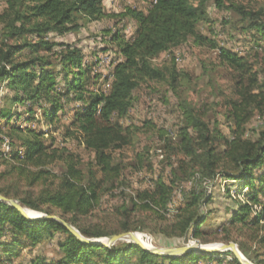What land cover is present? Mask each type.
<instances>
[{
  "label": "trees",
  "instance_id": "16d2710c",
  "mask_svg": "<svg viewBox=\"0 0 264 264\" xmlns=\"http://www.w3.org/2000/svg\"><path fill=\"white\" fill-rule=\"evenodd\" d=\"M211 1L224 8L222 0H154L147 12L128 7L122 13L112 14L105 11L104 0H4L5 7L0 12V85L5 84L13 94L10 99L13 105H36L49 122L63 112L65 106L80 104L67 127L68 134L71 129L81 136V144L94 154L95 166L81 169L72 153L46 143L47 134L11 126L7 135L13 151L10 154L0 151V161L10 165L7 171L0 173V195L18 201L26 210L56 217L45 209L52 207L62 214L59 218L87 239L141 232L142 227L131 222L130 214L136 211L159 214L160 208H166L170 202L172 187L158 182L153 191L138 193L131 200V208L117 209L124 222L114 229L81 227L78 219L94 211L104 183L114 184L120 177L121 170L113 164L112 154L130 144L131 129L125 128L119 120L130 114L134 93L147 82L165 83L173 92L180 84L181 73L175 62L156 67L155 59L189 40L199 47L217 50L222 63L240 71L244 83L239 99L231 103L230 117L234 123L242 128L254 111L264 114V82L258 84L256 75L255 79L249 80L251 85L245 84L247 79L243 75L251 73L245 57L220 47L200 31L201 25L208 21ZM230 9L244 21H249L245 31L255 30L259 34L258 40L264 41V22L260 13L235 4ZM105 19L114 20L115 28L119 27L111 33L110 41L120 58L113 68V82L106 93L90 89L99 76L92 77V68L88 65L93 63L87 62L82 48L51 40L54 35L64 37L79 33L85 27V20L99 22ZM124 21L136 24L131 39H126L120 30ZM31 112L30 108L28 113ZM185 115L181 142L183 153L190 159L189 176L215 179L224 174L229 180L242 181L250 187V200L240 204L232 218L235 223L251 224L262 231L255 237V243L264 246V201L258 198L264 193V130L255 142L242 141L239 135L228 141L219 130H211L193 110L186 109ZM13 116L11 110H0V120L8 121L6 125ZM15 140L19 145H15ZM223 145L228 147L225 152L221 151ZM57 159L64 162L60 176L44 169ZM24 166H33L36 171ZM262 170L257 175V171ZM9 177L26 182L29 191L24 193L20 187L14 190L2 185ZM37 186L42 189L34 192L33 188ZM189 194L180 221L166 231L198 239L206 222V215L201 210L210 199L196 191ZM253 206L261 209L251 216ZM67 215L72 217L67 219ZM56 235L62 236L58 243L61 258L53 261L32 259L29 264H132L133 258V264H189L219 255L192 251L172 257L155 255L135 244L110 247L86 244L58 221L29 220L14 207L0 201V264H12L23 249L36 248ZM241 251L251 263L264 264L258 256L251 257L243 248ZM232 256V264H241L236 256Z\"/></svg>",
  "mask_w": 264,
  "mask_h": 264
},
{
  "label": "rangeland",
  "instance_id": "374dc122",
  "mask_svg": "<svg viewBox=\"0 0 264 264\" xmlns=\"http://www.w3.org/2000/svg\"><path fill=\"white\" fill-rule=\"evenodd\" d=\"M222 1L224 8H219L214 1L209 3L208 21L201 25L200 31L208 39L216 41L220 47L245 57L251 69V73L243 75L247 79L245 84L251 85L249 80L255 79L258 75V84L261 85L264 82V41L258 40L259 34L255 30H244L249 21H244L237 12L230 9V6L235 4L244 7L247 11L260 13L264 22V0ZM153 3L154 0H104V7L106 12L112 14L122 13L128 7L147 12ZM4 7V0H0V12ZM84 23L85 27L79 33L64 37L54 35L51 36V40L57 43L76 44L82 48L88 59L87 62L93 63L88 65L92 68V77L99 76L90 89L106 93L111 87L110 78L113 68L120 59L116 54L115 46L110 41L111 33L119 27L115 28V21L111 19L99 22L85 20ZM120 27L125 38L131 39L135 32V22L124 21ZM103 56H109L111 62L103 63ZM174 62L181 73L176 92L171 91L165 83L147 82L134 93L130 114L119 120L125 128L131 129L130 144L112 154L113 164L121 170L120 177L114 184L104 183L94 211L86 217L79 218V225L104 229L119 227L124 222V218L117 209L131 208V200L136 198L138 193L153 191L156 184L162 182L172 187L170 202L166 208H160L159 214L144 211L130 214L131 222L142 227V231L135 234L148 249L166 250L183 247L220 249L224 245L233 243L241 253L243 248L251 257L258 256L260 260H264V246L255 243V237L261 235L262 231L251 224L235 223L232 218L239 205L247 204L250 200L251 188L242 181L229 180L224 174L217 175L215 179L189 176L190 159L183 153L181 142L186 109L193 110L210 125L211 130H219L228 141L236 135H239L242 141H257L259 133L264 130V114L254 111L242 128H238L234 123V119L230 117L231 103L239 99L244 83L240 71L222 63L218 58L217 50L199 47L193 40H189L180 47L159 56L153 64L156 67H164ZM12 96L5 84L0 85V110H11L14 114L9 120V125H6L8 121L0 120L2 126L0 137L3 139L0 143V151L6 154L13 151L7 134L11 126H18L47 134L46 143L48 145L53 143V147L66 149L72 153L81 169L87 170L95 166L94 154L81 144V136L71 129H69L71 134H68L67 127L71 124L74 112L80 108V104L72 103L65 106L64 111L59 112L58 116L49 122L40 107L13 105L10 102ZM30 108L32 112L28 113ZM191 134L196 136L194 132ZM15 145H19L16 140ZM227 149L226 145L221 147L223 152ZM51 163L44 169L60 176L64 170V162L57 159ZM9 166L0 161V173L7 171ZM24 167L36 171L33 166ZM262 172L263 170L257 171V175ZM2 185L14 190L20 187L24 193L29 191L27 183L19 182L17 177L4 179ZM41 189V186H37L33 191L39 192ZM256 189H260L258 184ZM191 191L202 193V196L210 199V203H205L201 210L206 215V222L201 227L202 235L198 239H194L191 235L176 236L170 230L166 231L171 225L180 221ZM258 198L264 201V193L259 194ZM45 209L56 217H62V214L52 207ZM252 209L251 216H254V213L261 208L253 206ZM30 212L34 214L31 216L45 215V213ZM71 217V215L65 216L67 219ZM60 239L62 236L56 235L53 240H46L36 248L23 249L12 264H29L32 259L38 258L48 261L60 259L61 252L58 246ZM107 239L106 237L96 240L107 242ZM126 243L132 244L129 239H123L114 245L121 246ZM218 253L219 255L212 259L206 257L189 264H232L234 254L231 251ZM131 263H135L134 258Z\"/></svg>",
  "mask_w": 264,
  "mask_h": 264
},
{
  "label": "water",
  "instance_id": "95a60500",
  "mask_svg": "<svg viewBox=\"0 0 264 264\" xmlns=\"http://www.w3.org/2000/svg\"><path fill=\"white\" fill-rule=\"evenodd\" d=\"M0 201L7 203L8 205L14 207L16 210H18L24 217H26L29 220H40V219H54L61 223L68 231H70L73 235H75L78 239H80L82 242L86 244H94V245H104L106 247H110L111 245H114L120 240L123 239H129L132 244L138 245L139 247L143 248L144 250L150 251L151 253L155 255L160 256H172V257H178L185 253L197 251L199 253H218L221 251H231L240 261L241 264H253L250 261H248L243 254L237 249L235 244L230 245H224L220 249H205V248H195V247H183L178 249H166V250H150L146 247V245L138 238V236L135 233H128V234H121V235H115L107 239V242H103L102 240H92L84 238L72 225L68 224L64 220H62L59 217H48L46 215H37V216H30L28 213V210L22 208L20 203L15 200H8L0 195Z\"/></svg>",
  "mask_w": 264,
  "mask_h": 264
},
{
  "label": "built area",
  "instance_id": "2783aa9c",
  "mask_svg": "<svg viewBox=\"0 0 264 264\" xmlns=\"http://www.w3.org/2000/svg\"><path fill=\"white\" fill-rule=\"evenodd\" d=\"M111 62V58L109 56H103V63H110ZM113 82V78H110V83ZM107 87H110V84L108 82Z\"/></svg>",
  "mask_w": 264,
  "mask_h": 264
},
{
  "label": "bare ground",
  "instance_id": "6f19581e",
  "mask_svg": "<svg viewBox=\"0 0 264 264\" xmlns=\"http://www.w3.org/2000/svg\"><path fill=\"white\" fill-rule=\"evenodd\" d=\"M102 63V62H101ZM28 213H29V215L31 216V215H34V214H31V213H33V212H30L29 210H28ZM37 215V214H36ZM138 238L140 239V237L138 236ZM141 240V239H140Z\"/></svg>",
  "mask_w": 264,
  "mask_h": 264
}]
</instances>
